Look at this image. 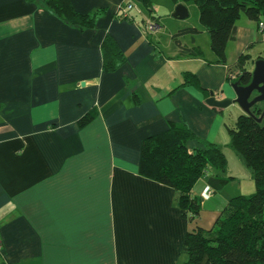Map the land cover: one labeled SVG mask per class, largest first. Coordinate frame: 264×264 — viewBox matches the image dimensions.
Wrapping results in <instances>:
<instances>
[{
  "label": "crops",
  "instance_id": "crops-1",
  "mask_svg": "<svg viewBox=\"0 0 264 264\" xmlns=\"http://www.w3.org/2000/svg\"><path fill=\"white\" fill-rule=\"evenodd\" d=\"M71 1L95 15V27L0 0V264H184L188 230L212 226L223 207L190 218L175 188L140 173L142 142L183 121L200 140L231 147L234 103L206 99L236 96L230 73L243 53L249 70L264 58V28L242 14L221 63L193 2L134 0L140 12L124 19L117 11L126 0ZM178 2L187 17L172 16ZM147 20L158 30L148 34ZM189 26L199 32L176 36ZM106 34L126 55L114 71L103 69ZM197 46L203 55L185 50ZM186 71L200 86L183 83ZM89 111L94 118L81 126ZM199 144L190 141V151ZM211 173L193 196L210 188Z\"/></svg>",
  "mask_w": 264,
  "mask_h": 264
},
{
  "label": "trees",
  "instance_id": "trees-1",
  "mask_svg": "<svg viewBox=\"0 0 264 264\" xmlns=\"http://www.w3.org/2000/svg\"><path fill=\"white\" fill-rule=\"evenodd\" d=\"M26 1L41 4L64 22L80 29L96 25L95 15L79 12L71 0ZM141 1L149 7V0ZM184 1L198 6L200 20L209 31L211 48L217 55V62L227 63V44L236 38L237 21L242 14L258 25L264 22V0ZM197 32L198 28L189 26L180 29L176 36ZM185 50L189 54L203 55L199 46ZM102 52L103 69L106 71L117 70L126 61L125 53L111 34H106ZM249 59L250 55L243 53L236 62L238 79L244 84H248L251 79V70L246 67ZM183 80L184 84L200 86L199 78L193 72L186 71ZM263 109L257 103L252 108L253 114L244 112L236 122L228 125L230 145L251 170L255 191L249 195L231 197L219 211L212 226L198 224L188 230L182 249L186 255L184 264H264V118L262 121L257 118ZM94 115L93 111H89L81 118L80 125L90 122ZM192 140H198L200 144L190 151L188 144ZM227 164L220 145L200 140L182 121L171 122L165 131L143 140L139 171L148 178L175 188L178 205L189 210L192 213L190 218H194L199 216L204 199L203 196L192 195L195 183L212 170L208 175V185L213 194L219 192L228 181L223 174Z\"/></svg>",
  "mask_w": 264,
  "mask_h": 264
},
{
  "label": "rangeland",
  "instance_id": "rangeland-1",
  "mask_svg": "<svg viewBox=\"0 0 264 264\" xmlns=\"http://www.w3.org/2000/svg\"><path fill=\"white\" fill-rule=\"evenodd\" d=\"M259 104L261 107H264V101L259 102ZM242 113H244V110L241 108V106L238 103H234L228 115V118L231 121L230 123L233 124L236 122ZM224 150L228 164L223 174L224 177H227L226 179H228V181L224 184L223 188L219 190V192L212 194L214 198L207 201L205 206L202 205L203 210L201 209L200 212L202 217L207 214H211L212 211L216 210L217 208L224 207L229 199L233 196L239 194L249 195L255 191V181L253 174L244 163L241 155L231 147L225 148Z\"/></svg>",
  "mask_w": 264,
  "mask_h": 264
},
{
  "label": "water",
  "instance_id": "water-1",
  "mask_svg": "<svg viewBox=\"0 0 264 264\" xmlns=\"http://www.w3.org/2000/svg\"><path fill=\"white\" fill-rule=\"evenodd\" d=\"M172 16L185 18L188 16V8L185 2H178ZM232 87L235 92V97H226L218 99L213 92L206 99V102L214 107L226 108L233 103H238L247 114H253L252 108L259 102L264 101V58H259L255 61L254 68L251 70V79L248 84H244L241 79L232 82ZM258 121L264 118V109Z\"/></svg>",
  "mask_w": 264,
  "mask_h": 264
},
{
  "label": "built area",
  "instance_id": "built-area-1",
  "mask_svg": "<svg viewBox=\"0 0 264 264\" xmlns=\"http://www.w3.org/2000/svg\"><path fill=\"white\" fill-rule=\"evenodd\" d=\"M137 11L140 12V8H138L137 4L133 1V0H126L124 3H122V5L119 6L117 14L124 18V19H132V11ZM159 24L153 20H147L146 25H145V29L147 32H155L158 30ZM260 28H264V22L261 21L259 24ZM238 75L239 72L237 73H231L230 77L232 79V81L237 80L238 79ZM213 194V190L211 188L207 189L204 193H203V198H208L210 196H212ZM2 247V242L0 239V249Z\"/></svg>",
  "mask_w": 264,
  "mask_h": 264
}]
</instances>
